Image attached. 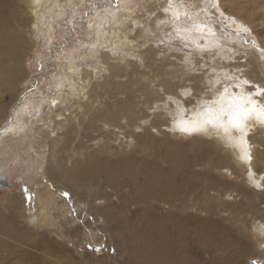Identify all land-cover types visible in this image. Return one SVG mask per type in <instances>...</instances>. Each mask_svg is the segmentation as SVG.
I'll return each instance as SVG.
<instances>
[{
    "label": "rangeland",
    "instance_id": "374dc122",
    "mask_svg": "<svg viewBox=\"0 0 264 264\" xmlns=\"http://www.w3.org/2000/svg\"><path fill=\"white\" fill-rule=\"evenodd\" d=\"M4 7L12 8L15 17L10 21L6 12L0 15V49L14 44L10 25L21 29L19 42L26 45L20 50L21 69L9 75L14 77L11 86L0 82V174L8 180L0 187V264H132L127 262L131 249L113 235L114 224L100 213L104 201L90 195L79 198L63 183L37 175L44 172L39 159L47 158L46 165L52 157L62 166L72 163L67 159L78 137L86 139L83 127L73 137L67 128L78 127L75 116L92 99L97 106L118 97L143 96L147 102L139 106L149 120L152 115L167 119L170 104L187 103L204 91L209 95L213 85L242 79L243 72L253 81L259 75L264 84V0H9ZM17 115L25 124L22 137H8ZM60 122L66 123L63 130ZM138 123L141 127L122 122L110 128L114 133L107 140L99 136L101 142L85 144L93 143L90 151L98 162L107 159L100 154L102 146L117 159L119 152L140 145L135 139L147 131L143 127L148 123ZM169 124L150 132L154 143L142 153L148 162L163 153L161 141L171 137L175 140L168 144L185 143L190 157L203 159L205 153L199 154L192 136L174 135L178 131ZM18 139H25L26 148L10 145ZM238 164L210 171L219 183L209 195L217 199L212 209L217 247L194 249L192 257L202 262L214 256L220 264H264V191L254 189L247 170ZM109 188L104 190L116 199ZM46 190L51 194L47 199ZM88 190L95 189L82 193ZM209 214L204 209V216ZM137 228L156 240L155 250L169 237L152 229L154 236L148 235L145 224ZM134 249L140 261L144 251L136 245Z\"/></svg>",
    "mask_w": 264,
    "mask_h": 264
},
{
    "label": "bare ground",
    "instance_id": "6f19581e",
    "mask_svg": "<svg viewBox=\"0 0 264 264\" xmlns=\"http://www.w3.org/2000/svg\"><path fill=\"white\" fill-rule=\"evenodd\" d=\"M8 1L0 0V15L6 12L8 16L10 15V21H12V17H15L14 10L10 7L7 10V6L4 7ZM234 8L237 7L234 6ZM17 28L10 25V30H15L14 44L5 45L0 49V73L3 75V78L0 77V82L2 81L6 87L11 86L14 81V77L10 79L9 75L14 76L16 69L20 70L22 67L21 62L24 53L22 54L20 50H22L21 46H25L26 43L19 42L21 29ZM0 33H2L1 30ZM247 72H243L242 79L231 78L232 81L228 84L213 85L211 90L209 89V95L204 91L206 94L198 95L194 100L187 99V103L186 101H177L174 105L170 104L169 118L167 119L152 115L149 120L148 115L145 116L142 107L139 106L147 102L146 99H142L143 96L135 97L132 100L129 97H124L125 99L117 98L115 94L114 96L117 99L113 103L104 101L97 106L93 104L95 100L92 99L91 103L88 102L83 111L75 116L73 122L78 127L76 128V125H73L67 128L69 136L73 137L75 133L78 136V128L83 127L81 135L86 139L85 141L91 143L94 140L93 143H96L99 136L105 137V140L112 137L111 135L114 133L110 129L112 126L125 122L141 127L138 122L143 121L148 123V126L143 127L147 131L139 133L137 139H135L137 143H140L138 148L134 150L132 147L127 151L119 152V158L113 159L115 154L112 150H104L105 148L102 149V146L99 149L100 154L107 157V159L98 162L90 151L93 143L85 144L86 142L78 137V141L74 145L76 149L68 155L67 159L68 161L72 158V163L63 164L62 166L55 163L52 157L46 165L47 158L42 156L39 159L38 168H42L44 172L37 173V175L44 176L47 180L63 183L67 188L73 189L79 198L83 199L85 196L90 195L92 199H102L104 203L101 206L100 213L103 218L105 217L107 221H112L114 224L111 229L113 235L125 242L131 249L130 256L127 259L129 263L220 264L218 258L216 259L214 256L207 263L192 257L193 250L196 248L214 251L217 247L214 244L217 218L212 212L217 199L209 195L211 192L218 190L219 183L212 180L210 171L213 168L230 167V169H234V163L242 164L244 169L247 170V176L254 185V189L264 191V146H262L264 145V123L259 122L256 114L253 113L251 118L244 121V132L229 127V131L226 133L223 128L218 129L207 126L206 131L190 133L191 140H193L191 142L195 144L198 151L202 152L199 154L205 153L203 159L190 157L192 154L189 155L187 150L184 149L186 147L185 143L168 144L169 140H175L172 137L161 141L160 150L163 153L160 156H154L152 162H148V155L144 157L142 153L154 143L152 142L153 137L151 140L149 139L150 132L159 130V127L167 124L168 121L170 122L169 125H172V128L178 131L174 135H179L181 131L178 124L181 121L191 122L209 108L213 109V114H215L221 107L227 109L230 103L237 107L243 103V107H249L248 103L243 102L249 97L252 101H255L258 108H264V84L260 83L259 75H255L256 79L254 81L249 79ZM253 72L255 73V70ZM245 81L248 83H245ZM164 85L166 87L165 92L171 93L169 86ZM250 85L252 87H249ZM146 90L152 92L149 89ZM125 96H128V94ZM99 97L95 96V99L97 100ZM1 114L2 110L0 108ZM224 119L226 121L227 117ZM62 122L57 125L61 130L65 128L66 124ZM24 127V121L17 115L16 123L11 125V135H8V137L21 138L20 135L24 132ZM197 138H201L203 141L205 139L210 140V142H214V145L205 144L204 146L202 141H196ZM98 142H101V140L99 139ZM103 142L104 140H102V144ZM25 143V139H18L10 145L26 148ZM219 145L225 150L221 147L219 149ZM245 149L251 156L250 160L243 158ZM134 153L137 154L134 155ZM7 154L10 155L9 152ZM210 155H215L218 159H212ZM162 160L167 162L166 166L158 164ZM192 166H198L199 170ZM227 171L229 172L228 169ZM124 185L129 189L126 190L125 188L124 190ZM105 186H109L112 191H115L117 194L116 199L110 196L112 193L109 194L104 190ZM85 188H94L95 190L92 192L88 190L87 194L82 193ZM49 193V191H45L44 197L46 199ZM261 193L264 194V192ZM132 206L134 208L130 209ZM193 209L199 212L195 213ZM204 209L210 211V214L204 216ZM127 223L133 225L127 227ZM140 224L147 226L148 235L150 229H152L153 233L157 230V233L161 235L168 233L169 237H166L155 250L156 240L152 241L149 236H144L137 228ZM207 224L210 226L207 227ZM261 225V231L264 232V218ZM193 233L196 234V238L192 237L188 245L187 241L190 240ZM150 236L154 235L150 234ZM139 242L142 245H139ZM134 245L144 251L143 258L140 261L135 259L137 254H135Z\"/></svg>",
    "mask_w": 264,
    "mask_h": 264
},
{
    "label": "snow or ice",
    "instance_id": "6c2138e0",
    "mask_svg": "<svg viewBox=\"0 0 264 264\" xmlns=\"http://www.w3.org/2000/svg\"><path fill=\"white\" fill-rule=\"evenodd\" d=\"M245 83H248L245 81ZM243 102L248 103L249 107H243V103L237 107L233 103H230L228 108L221 107L213 114V109L209 108L205 113L200 114L197 118L191 122L181 121L178 124L179 130L183 133H192L198 131H206L207 126L214 128H223L224 132L229 131V127L239 129L244 132V121L251 118L252 114H256V118L259 122L264 123V108H258L255 101L249 98ZM225 117L227 120L225 121ZM246 134V133H245ZM246 143V142H245ZM248 160L251 159L247 149L244 151V157Z\"/></svg>",
    "mask_w": 264,
    "mask_h": 264
},
{
    "label": "water",
    "instance_id": "95a60500",
    "mask_svg": "<svg viewBox=\"0 0 264 264\" xmlns=\"http://www.w3.org/2000/svg\"><path fill=\"white\" fill-rule=\"evenodd\" d=\"M8 184V180L6 179V176L1 173L0 174V187H6Z\"/></svg>",
    "mask_w": 264,
    "mask_h": 264
}]
</instances>
